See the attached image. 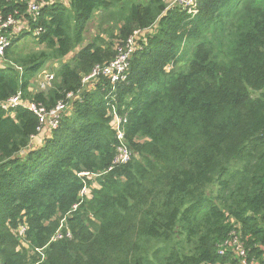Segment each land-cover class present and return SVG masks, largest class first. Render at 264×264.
Listing matches in <instances>:
<instances>
[{"label": "trees", "instance_id": "16d2710c", "mask_svg": "<svg viewBox=\"0 0 264 264\" xmlns=\"http://www.w3.org/2000/svg\"><path fill=\"white\" fill-rule=\"evenodd\" d=\"M29 1L0 0L43 29L0 57V264H241L235 238L264 264V0ZM136 31L127 79L85 86ZM19 91L68 103L37 146L38 116L2 107Z\"/></svg>", "mask_w": 264, "mask_h": 264}, {"label": "built area", "instance_id": "2783aa9c", "mask_svg": "<svg viewBox=\"0 0 264 264\" xmlns=\"http://www.w3.org/2000/svg\"><path fill=\"white\" fill-rule=\"evenodd\" d=\"M10 2H20L23 0H8ZM40 1V0H39ZM197 0H172L168 3V6H179L183 9L193 6ZM29 12L33 15V21H37V17L40 14V9L42 5L38 2V0H31L28 2ZM18 13V12H16ZM17 14H9L7 17H0V57H3L6 53L8 47L12 44L13 36L16 34L21 33L22 31L26 30L28 32H32L33 35H39L43 29L39 26L32 27V24L29 20L23 18V15L19 17L16 16ZM142 31H136L134 36L130 37L128 40V45L126 49L119 48L117 55L115 58L110 61L109 63L103 65H96L92 72L83 77V83L85 86H88L89 89L93 88V83L99 81L100 77H106L111 85L112 89L111 92L114 93L116 89V84L120 83L127 79L128 71L130 68V60L134 51L138 48L137 47V39L140 35H142ZM41 74V76H40ZM39 74V84L41 88H45L50 86L52 80L54 79V73L49 71H42ZM75 95L73 93H69L67 95L68 99H72ZM18 106H25L29 108L33 113L38 116L39 119V133L45 130H52L56 129L60 125V121L68 109V103L65 101H59L55 107L51 109H47L40 103L35 101H24L22 98V93L19 91L17 94L11 96L6 102L2 104V107L5 110H9L11 108H16ZM126 122V117L121 116L118 114L116 109L112 112V126L117 132V138L120 142L117 148V154L113 160L112 169L113 167L126 163L131 158V151L125 142V131L122 127V123ZM36 137V136H35ZM88 189L84 188L83 193L88 195ZM24 227H21L19 234H24ZM68 236H71V233H67ZM62 233L57 232L55 237L61 238ZM227 243V242H226ZM225 243V244H226ZM230 244V243H229ZM233 245H235V249L239 256L242 257L241 264H259L256 261H249L247 256V250L245 249L244 245L239 241L238 238L233 240ZM224 251L221 250L220 253Z\"/></svg>", "mask_w": 264, "mask_h": 264}, {"label": "rangeland", "instance_id": "374dc122", "mask_svg": "<svg viewBox=\"0 0 264 264\" xmlns=\"http://www.w3.org/2000/svg\"><path fill=\"white\" fill-rule=\"evenodd\" d=\"M167 1H168V3H169V2L172 1V0H167ZM166 3H167V2H166ZM92 27H93V25H92ZM94 31H95V30H94ZM92 34H93V32H92V28H90V32L87 34V36H89L88 39L91 38ZM138 39H139V37H138ZM138 39H137V40H138ZM26 41H27V40L25 39V40H22L20 43L23 44V43H25ZM138 45H139V44H137V47H139ZM27 46L31 47V46L29 45V43L27 44ZM22 48H23V47H22ZM72 55H73V54H70L69 57H71ZM69 57H68V58H69ZM68 58H66V59H68ZM40 76H41V74H40ZM39 87H40V84H39ZM48 87H49V86H47V87H45V88H41V89L46 90V89H48ZM36 89H38V88H36ZM44 132H48V130H45V131L39 133L36 137H34V138H33V141L31 142L32 146H37L39 143H41L42 139L44 138V135L46 134V133H44ZM87 194H88V193H87ZM19 235H20V234H19ZM21 236H22V235H21Z\"/></svg>", "mask_w": 264, "mask_h": 264}, {"label": "crops", "instance_id": "0c3cea01", "mask_svg": "<svg viewBox=\"0 0 264 264\" xmlns=\"http://www.w3.org/2000/svg\"><path fill=\"white\" fill-rule=\"evenodd\" d=\"M39 144H40V143H39ZM39 144H38V145H39Z\"/></svg>", "mask_w": 264, "mask_h": 264}]
</instances>
